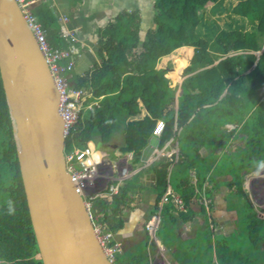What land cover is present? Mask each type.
Here are the masks:
<instances>
[{
  "label": "trees",
  "instance_id": "1",
  "mask_svg": "<svg viewBox=\"0 0 264 264\" xmlns=\"http://www.w3.org/2000/svg\"><path fill=\"white\" fill-rule=\"evenodd\" d=\"M224 1L155 0L153 25L144 33L138 10L117 15L103 29L104 39H100L97 50L100 62L84 76L74 73L72 76L73 69L68 72L73 85L91 93L85 102L93 104L81 111L75 132L65 138V151L69 153L74 147L84 146L96 151L95 144H86L87 141L101 145L127 117L139 112L141 102L147 114L140 120L126 122L120 150L131 151L132 162L136 163L161 118L164 122L159 148L169 139H172L170 148L175 143L178 145L175 162L172 154L170 158L160 157L151 165L156 174L152 188L156 200L168 181L189 210L192 198L201 197L195 193L194 185L201 191L205 181L214 184L215 176L230 172L232 180L227 185L237 184V195L245 199L242 201L245 213H252L247 194L236 176L239 168L247 165L243 170L249 171L264 160V0ZM208 2L211 6L207 7ZM31 10L36 21L47 30L51 46L68 48L47 4L43 2ZM222 12H227L228 17L219 25L213 16ZM54 39L62 43L56 44ZM262 49L259 55L255 54ZM166 57L172 69L168 76L174 79L188 59L178 96L177 86H170L165 76L167 70L156 68L159 60ZM62 60L61 63L68 61ZM234 139L236 146L229 153L216 152ZM191 170L196 176L194 185L190 183ZM135 181L117 190L111 202L95 197L94 208L102 212L96 221L104 228L117 232L123 226V212L133 199L127 192L141 189ZM205 191L210 197V191ZM0 192L4 194L0 202V264H43L30 222L1 77ZM96 211H91L93 216ZM202 211L206 215L203 205ZM238 211L240 219L241 211ZM160 216L156 235L169 247L168 238L174 237L171 227L177 221L176 216L184 217L185 212L176 214L173 203L168 202L163 204ZM260 221L254 212L243 223L240 220L237 223L236 233L247 234L248 247L232 244L236 233L231 238L216 235L214 264H264V227ZM162 230H166L164 236ZM151 246L154 247L153 242ZM132 256L127 261L117 253L113 264L116 259V264L146 262ZM195 260L205 264L199 257Z\"/></svg>",
  "mask_w": 264,
  "mask_h": 264
},
{
  "label": "water",
  "instance_id": "2",
  "mask_svg": "<svg viewBox=\"0 0 264 264\" xmlns=\"http://www.w3.org/2000/svg\"><path fill=\"white\" fill-rule=\"evenodd\" d=\"M0 76L27 208L43 264H110L65 170L58 93L14 0H0ZM153 136L140 159L157 152Z\"/></svg>",
  "mask_w": 264,
  "mask_h": 264
},
{
  "label": "crops",
  "instance_id": "3",
  "mask_svg": "<svg viewBox=\"0 0 264 264\" xmlns=\"http://www.w3.org/2000/svg\"><path fill=\"white\" fill-rule=\"evenodd\" d=\"M28 1L31 2L30 8L32 7L35 8L37 5L43 2L46 3L48 8L51 10L53 17L57 19L56 21L57 27L60 28L62 26H66L68 31L71 34H73V38H74L73 41L75 43L76 48L78 49V52L74 54L75 66L73 68V72L71 73L72 76L73 73L74 76H84L86 73H89L93 69L95 63L100 62L99 57L97 55V50L100 39H104L102 37L103 29L107 28L109 24L113 23L117 15H120L125 12L138 10L140 12V17H141V21H140L141 29L146 30L151 28L153 25V14H154L153 6L155 0H149L150 7L148 6V4L145 5L147 3L146 0H28ZM149 10H151L152 13H147V15H145V13L148 12ZM64 17L66 18V22L63 20ZM50 34L51 36H53V33ZM53 41L56 44L62 43V42L58 43L57 39H54ZM167 57L163 59L161 58L157 63L156 68H163L167 70L165 76L170 80V86H172V84L173 86H177L175 95L178 96L180 94L179 86L184 76H182V79L179 80L178 82L176 81L172 83V80L168 76L169 75L168 73H170L169 71L170 68L166 66L167 64L166 62H164V60L167 59ZM181 57L184 58V55H181ZM187 63H188V59L186 61V64L183 66V68L187 65ZM183 68L181 69V74ZM71 74L69 81L71 83H74V80L71 78ZM139 107H140L139 112L134 116L127 117L125 119V123H121L118 129L112 131V133L108 136V138L105 141H103L101 145H97L96 141L94 140H89L86 143V144H95L96 152L100 154V156H104V159H106L107 162L112 163V161H114V163L112 164V170L109 171L108 175L112 176L114 180H116L113 182L119 183L117 190L122 188L127 182L134 179H136L135 182H137V184H139V186L141 187V189H136L134 192L131 191L127 192L133 199L130 203V207L123 212L124 214L123 226L117 232H113L110 230L111 232H113L114 240L120 244L121 250L118 253L121 254L122 257L127 261L131 260L130 259L131 255H133L132 257L134 259H145L146 262L142 261L141 264H161V263L163 264L164 261H166L167 263L170 262L171 264H197L198 262L197 260H195V258L198 257L199 253H197L196 251H193V255L185 254L184 255L185 258H183V261L174 258L172 253H174L176 248H178L179 243L191 245L193 239L191 237L194 234H196L198 238L202 240L204 237L198 235V233L202 231L204 232L208 231L210 235H212L209 237L210 239H212V245H211L212 250L216 235L220 234L221 236L231 238L232 236H234L236 231L237 232L239 231V227H237V223L239 220L238 217L239 211L235 212V210L233 211L225 210L228 209L227 202L229 200H231L232 209H234L237 206V203L234 201L235 199H228L229 197L227 196V194L229 193L232 194L237 193V184H232L231 187L227 185V183L232 180V175L230 172L215 176L216 183L214 184L205 181L209 183V186L211 187V190L210 188L208 189L210 190L211 199H212L211 209L215 211L216 214L215 218L213 216L212 217L215 222V225L219 227L222 230V232L219 231L218 229L216 231L219 233H217L216 231H215L216 233L214 231L211 232L207 221V217L205 213L202 211L203 203L202 205H200L198 201H196L195 197H193L189 203V210L185 207V205L182 202L184 206L183 212H185V216L184 217L176 216L177 221L175 225L171 227L173 229L172 232L174 237L171 238L170 236V238H168L169 247L165 246L163 241L156 235L158 229L155 231L154 236H151L145 228V223L152 214H156L159 211V209H161L163 203L164 205L168 202L173 203L176 214L178 212H181V210L178 208V205L174 202L173 198L171 200L166 197L167 193L170 191L169 189L172 190V187L171 185H169L168 181L166 188L160 195L159 199L156 200V197L154 196V193L152 191V188L154 187L155 184L156 174L154 171L151 170V165L153 164V161L155 159H153L152 161L149 160L148 162H144L141 161V159L139 158V160L136 163H133L132 152L131 151L122 152L120 150L124 143L125 128L127 127L126 122H131L132 120H140L147 114L144 105L141 102H139ZM228 126L230 125H226V127ZM151 137H153V134L149 136L147 142L142 147L141 152L143 148L148 144ZM157 138L159 140V137ZM169 140L161 148H159V141H158V148L160 152V154H158L157 156L158 158L161 157V155L163 154L168 156L169 155L168 153L172 151L173 148H170V144L168 143ZM220 150L221 152L218 151L216 152L222 154V153H229L231 151L230 147H228L227 151H222L223 149ZM201 152L203 153L204 151L202 150ZM176 159L177 158L173 159V162H175ZM121 164H126L129 166V168L131 166L130 170L132 169L133 173L129 178H125V177L120 178L121 177L120 174L123 172ZM246 166L244 168L243 167L239 168L236 179L240 183L241 188L246 192L247 199L250 205L252 206L254 205L255 200L251 195V192L249 191L250 188L248 185L254 187V184L257 182L256 179L260 178L258 177L259 175L257 174V171H259V169L264 166V160L261 163V165L255 166L253 169H250L249 171L243 170L246 168ZM130 170L125 169L124 171L128 173ZM167 170L169 173L171 167L169 166ZM114 171L116 172L115 177L113 176ZM191 182H194L193 178L191 179ZM256 189L257 187H254V191ZM205 190L201 194L202 195L204 194V197L205 196L208 197ZM107 193L108 194L99 195L98 197H101V199L111 202L113 195L116 193L115 192L113 193L107 192ZM252 193L255 194L256 196H259L257 191ZM244 200L245 199L243 198V201ZM155 201L157 203L156 209H155ZM91 203H92L91 211L93 210L95 212L96 211V209L94 208L95 203L93 204V201ZM220 207H223L225 213H230V214H226L223 218H219V216L216 213V210ZM101 214L102 212L96 211L95 218L97 219V216L100 217ZM231 214H234V217L229 219V215ZM144 241H146L145 247L143 246L145 248V252H143L140 249L141 246H139V244ZM150 242L154 243V247L150 245ZM172 242L173 245L171 246L170 243ZM135 247H140V248L132 250ZM133 251L135 252L132 253ZM215 260L216 258L214 259L213 263H216ZM205 264H211V259L209 258V261L206 262Z\"/></svg>",
  "mask_w": 264,
  "mask_h": 264
},
{
  "label": "rangeland",
  "instance_id": "4",
  "mask_svg": "<svg viewBox=\"0 0 264 264\" xmlns=\"http://www.w3.org/2000/svg\"><path fill=\"white\" fill-rule=\"evenodd\" d=\"M147 1V3L145 4V5H147L148 4V6L150 7V2H149V0H146ZM226 1H228V0H225L224 2H226ZM207 7L208 6H211V3L210 2H208L207 3V5H206ZM147 13H152V11L151 10H149L148 12H146L145 13V15H147ZM214 17V19L217 21V23L219 24V25H222V23L225 21V20H227V12H222V13H220V14H217V15H215V16H213ZM56 21H57V19H56ZM145 23V22H144ZM142 30V29H141ZM147 30V29H146ZM146 30H142V33H144V31H146ZM143 35V34H142ZM75 45V44H74ZM77 51H78V49H77ZM263 51V49L261 50V51H258V52H255V54H257V55H259L261 52ZM178 55H179V53H177ZM181 55V54H180ZM164 62H166V64H167V59H165L164 60ZM166 66H168V64L166 65ZM169 67V66H168ZM170 68V67H169ZM170 73H168L169 75L171 74V71H172V69L170 68ZM169 78L172 80V83L173 82H178L179 80H181L182 79V74H181V72H179V75H178V78L177 79H174V78H172V75L171 76H169ZM173 85V84H172ZM262 90L264 91V86L262 87ZM179 92H180V90H179ZM163 122H164V120H162V124H163ZM162 126V125H161ZM230 128H232V126H228V129H230ZM156 133L157 134H160V128L158 129V127L156 128ZM2 141V140H1ZM7 142V146L9 145V142L8 141H6ZM236 143H237V140H231L230 141V143H229V145L227 146V147H225L222 151H227L228 150V147H230V150H233L234 148H235V146H236ZM174 148H175V146H174ZM98 150V149H97ZM218 152H221V150L220 149H218L217 150ZM96 152V151H95ZM98 162V171H99V174H100V177H101V179L99 180V184H97V182H96V187H95V190L97 189V187H99V188H103L104 187V191L101 193V194H99V195H103V194H108L107 193V191H108V188L106 189V187L107 186H109L110 184H112L113 183V181H116V180H114V178L112 177V176H109L108 175V173H109V171H111L112 170V164L114 163V161H112V163L111 162H107V161H97ZM111 164V165H110ZM116 165V164H115ZM121 167H122V173L120 174L121 176H123L126 172L124 171L125 169L127 170V169H129L130 170V168H131V166H130V168H129V166L128 165H126V164H121ZM170 167H172V165H170ZM263 168V167H262ZM262 168H260L259 169V171H257V174L259 175L258 177H260V178H257L256 179V183L254 184V187H257V189L255 190V191H257L258 192V194H259V196H256L255 194H253L252 192H255L254 191V187L252 186H250V185H248L249 186V191L251 192V195L253 196V198H254V200H255V203H254V205H252L251 207H252V209L253 210H251L252 211V213H253V215H254V212H255V216L256 217H258V218H260L261 219V224H263L262 226L264 227V169H262ZM192 172V173H191ZM11 173V172H10ZM133 173V170L131 169L128 173H127V176H125V178H129L130 176H131V174ZM169 174V173H168ZM168 174H167V177H168ZM115 175H116V172L114 171V173H113V176L115 177ZM256 175V174H255ZM190 179H194V182H190L191 184H195V182H196V176H195V172L193 171V170H191L190 171ZM133 179H134V177H133ZM168 179V178H167ZM130 180V179H129ZM248 180V179H247ZM191 181V180H190ZM247 183V182H246ZM168 184V183H167ZM99 185V186H98ZM170 185V184H169ZM167 186V185H166ZM209 189L210 188V190H211V187L209 186V183H207V182H205V184L203 183V186H202V190L201 191H199L197 188H196V186L194 185V191H195V193H199L200 195H201V197H196V199H197V201H198V203L201 205V203H203V206H204V208H205V211H206V217H207V221H208V224H209V228H210V230H211V232L212 231H216L217 229L219 230V231H221L222 232V230L219 228V227H217L216 225H215V222H214V220H213V217L215 218V211H213L212 209H211V205H212V199H211V196L209 197H204V194L202 195L201 193H203L204 192V190L205 189ZM170 191H173V194L175 195L176 193L174 192V190H173V188H172V190L171 189H169ZM209 190V191H210ZM261 192V193H260ZM89 194H87V197H85V199H86V201L88 202V201H93L94 203H95V201H96V198L95 197H97V196H99V195H96V194H94V193H90V192H88ZM4 196V194L2 193V192H0V202H1V200H2V197L1 196ZM89 195V196H88ZM94 196V197H93ZM202 196H203V198H202ZM227 196L229 197L228 199H235L234 201L237 203V206L234 208V209H232L231 208V200H229L228 202H227V204H228V209H225V210H227V211H233V210H235V212H237L238 210H240L241 211V213H240V221H241V223H243L245 220H246V218L248 217V216H250V215H252V213L251 212H249L248 211V213H245V210H244V205L242 204L243 202V199H241V198H239V196L237 195V193H229V194H227ZM167 198H169V199H171L172 200V197L170 196H166ZM260 197H262V198H260ZM253 200V199H252ZM223 201V200H222ZM224 209H223V207H220V208H218L217 210H216V213H217V215L219 216V218H223L226 214H230V213H225L224 211H225ZM213 216V217H212ZM234 217V214H231V215H229V219H231V218H233ZM238 220V221H239ZM234 224H235V222H234ZM158 226H160L159 224H158ZM157 226V227H158ZM159 228V227H158ZM165 231L166 230H162L161 232H162V235L164 236L165 235ZM217 232V231H216ZM215 232V233H216ZM217 233H219V232H217ZM166 235H168L169 236V234L166 232ZM198 235L199 236H201V237H204L202 240H200L199 238H198V236L196 235V234H194L191 238H193L192 239V243H191V245H184L183 246V244L182 243H180L179 244V246H178V248H176V250L174 251V253H172V255H173V257L174 258H176V259H180L181 261H183V258H185V254H190V255H193V251H196L197 253H199V255H198V257L199 258H201V260H202V262L203 263H206V262H208L209 261V258L211 259V264H214L213 263V261H214V259L216 258V256H215V248H214V245H213V250H212V248H211V245H212V239H210L209 237L210 236H212V235H210V233L208 232V231H202V232H200V233H198ZM219 235V234H218ZM197 236V237H196ZM169 238H170V236H169ZM145 241L144 242H141L140 244H139V246H141V248L140 247H135V248H133L132 250H135V249H141L143 252H145ZM210 244V245H209ZM232 244H238V245H240V246H246V247H248L249 245H250V242H249V238H248V236H247V234L246 233H239V234H237V236H236V238H235V240H233L232 241ZM150 245H151V242H150ZM170 245L172 246L173 245V242L172 243H170ZM144 246V247H143ZM262 247L264 248V243H262ZM135 251H133L132 253H134ZM211 253H212V255H211ZM119 254V253H118ZM116 255H117V253H116ZM119 256V255H118ZM116 262H117V259H116V261H115V264H116ZM198 262V261H197ZM215 262H217L216 260H215ZM199 263V262H198ZM162 264V263H161ZM163 264H171L170 262H166V261H164L163 262ZM200 264V263H199Z\"/></svg>",
  "mask_w": 264,
  "mask_h": 264
},
{
  "label": "bare ground",
  "instance_id": "5",
  "mask_svg": "<svg viewBox=\"0 0 264 264\" xmlns=\"http://www.w3.org/2000/svg\"><path fill=\"white\" fill-rule=\"evenodd\" d=\"M16 3H17V5H18V7H19V9H20V11H21V14H22V16H23V18H24V20H25V22H26V24H27V27L30 29V31H31V33H32V35H33V37H34V39H35V41H36V43H37V45H38V48H39V50L41 51V54H42V56H43V58L45 59V62H46V64H47V67H48V70H49V73H50V76H51V78H52V81H53V84H54V87H55V89H56V91H57V93H58V104H57V111H58V113H59V115H60V117H61V119H62V133L63 134H73L74 132H75V130H76V123H77V121H78V119L80 118V116H81V111L82 110H86V109H88V108H90L91 107V105L93 104L92 102H85V99L88 97V96H91V93L87 90V89H85V88H82V87H77V86H75V85H73V83H71L70 81H69V74H68V72L69 71H71L72 69H73V66H74V54H76L78 51H77V48H76V46L74 45V38H73V34H71L69 31H68V29L66 28V26H62V27H60L59 28V33H60V35H61V37H63V39L64 40H66L67 42H68V48H66V49H63V48H59V47H52L51 46V44L49 43V40H48V37H47V30L41 25V23H39L38 21H36V18H35V16H34V14L32 13V10H31V8H30V4H31V2L30 1H28V0H25V1H28L29 2V4H28V9H29V11H30V14L33 16V18H34V20H35V22L36 23H38L40 26H41V28L44 30V34H45V38H46V42H47V44H48V46L52 49V50H59V51H68L69 52V54L67 55V56H65V57H62V58H60L59 60H57V64L59 65V66H61V67H64V70H63V72H62V74H63V76L66 78V80H67V85H68V87L69 88H71V89H75V90H81V92H82V96H81V98L79 99V101H78V103H77V105L79 106V109H78V111H77V116H76V118H75V120H74V122L71 124V126L70 127H66L65 126V120H64V118L62 117V114H61V111L59 110V98H60V95H59V91H58V89H57V86H56V84H55V81H54V78H53V75H52V73H51V70H50V67H49V63H48V61H47V59H46V56L44 55V53H43V51H42V49L40 48V45H39V43H38V41H37V38L35 37V35H34V33H33V31H32V29L29 27V25H28V23H27V20L25 19V17H24V14H23V12H22V9H21V4L19 5L18 4V2L16 1V0H14ZM178 8V7H177ZM65 22H66V18L64 17V19H63ZM129 22V21H128ZM140 43V42H139ZM146 43V42H145ZM116 45V44H115ZM96 50V49H95ZM68 59V61L67 62H65V63H61V61H63L62 59ZM70 65V67H68ZM1 77V76H0ZM2 80V79H1ZM2 87H3V84H2ZM3 90H4V88H3ZM4 95H5V92H4ZM5 101H6V98H5ZM7 104V103H6ZM7 110H8V106H7ZM8 115H9V110H8ZM9 119H10V115H9ZM11 122V121H10ZM162 126H163V124H162ZM162 126H161V128L160 129H162ZM161 132V131H160ZM155 134H156V131H155ZM84 147H87V146H84ZM84 166H86V174L83 176V177H81V182H82V186L81 185H79L78 183H76L75 181H74V179H73V176L75 175V174H79V175H82L83 173H84V169H83V167ZM65 170H66V172L69 174V177H70V180H71V182H72V184H73V188H74V190L77 192V194H79L80 196H81V198L83 199V202H84V204H85V207H86V209H87V212H88V214H89V218H90V220H91V224H92V226H93V229H94V234H95V236H96V238H97V240H98V242H99V244H100V246H101V248H102V250H103V252H104V254H105V257L107 258V260L110 262V264H113L114 263V260H115V254L116 253H118V252H120V250H121V248H120V244L118 243V242H116L115 240H114V236H113V232H111L110 230H108V229H106V228H104V225L103 224H101V223H98L97 221H96V218H95V216H93V214H92V212H91V201H86V199H85V197H87V194H89L88 192H90V193H94V194H96V195H99V194H101L104 190V187L103 188H99V187H97V189L95 190V187H96V182H97V184H99L98 182H99V180L101 179V177H100V174H99V171H98V162L97 161H92V162H90V163H88V164H85V165H80V164H76V165H74V166H72V167H68L66 164H65ZM125 176H127V173L126 174H124L123 176H121L120 178H124ZM20 177H21V173H20ZM120 178H118V179H120ZM21 181H22V179H21ZM118 182H113L112 184H110L109 186H107L106 187V189L108 188V191L107 192H109V193H113V192H115L116 193V191H117V188H118ZM22 186H23V184H22ZM99 186V185H98ZM261 193V192H260ZM168 195H170L173 199H174V202L178 205V208L181 210V212H183L184 211V206H183V204H182V201H181V199H180V197L179 196H177L176 194L174 195L173 194V191H169L168 193H167V196ZM89 196V195H88ZM94 197V196H93ZM26 198V197H25ZM26 204H27V202H26ZM164 204V203H163ZM163 204H162V206H163ZM162 206H161V208H162ZM160 210L161 209H159V211L156 213V214H152L149 218H148V220H147V222L145 223V228H146V230L148 231V233L151 235V236H154V233H155V231L157 230V226H158V224H160V218H161V216H160ZM29 213V212H28ZM153 216H157L158 217V223L156 224V226L154 227V230L153 231H149L148 230V228H147V226H146V224L148 223V221L153 217ZM31 222V221H30ZM99 229V232L96 230V229ZM106 234H109V237H108V239H107V244L104 246L102 243H101V237L102 236H105ZM36 240V239H35ZM37 243V242H36ZM38 246V245H37ZM107 248H112V249H114L113 250V254H112V258L108 255V252H107Z\"/></svg>",
  "mask_w": 264,
  "mask_h": 264
},
{
  "label": "built area",
  "instance_id": "6",
  "mask_svg": "<svg viewBox=\"0 0 264 264\" xmlns=\"http://www.w3.org/2000/svg\"><path fill=\"white\" fill-rule=\"evenodd\" d=\"M18 4L21 6L22 12L24 14L25 19L27 20V23L29 27L32 29L35 37L37 38V41L40 45V48L42 49L44 55L46 56V59L49 63V67L51 70V73L53 75L55 84L57 86V89L59 91V110L61 111L62 117L65 120V126L70 127L71 124L74 122L77 111L79 109V106L77 105L79 99L82 96L81 90H75L71 89L67 85V80L63 76L62 72L64 70V67H61L57 64V60H59L62 57H65L69 54L68 51H59V50H52L45 38L44 30L41 28V26L35 22L33 16L30 14V11L28 9V1L25 0H16ZM70 67V65L68 66ZM162 118L158 121V129L162 125ZM65 137L69 134H63ZM155 136H159L160 134H154ZM172 141V139L170 140ZM176 150L173 149V152ZM170 153V154H171ZM92 161H105L104 159H100V156L93 151L89 146L87 147H75V149L66 154L65 156V162L68 167H72L76 164L85 165ZM84 173L82 175L75 174L73 176V179L76 183L82 186L81 177H83L86 174V166L83 167ZM158 223V217L153 216L148 223L146 224L149 231H153L154 227ZM99 232V229H96ZM109 237V234H106L105 236H102L101 243L105 246L107 244V239ZM108 252V255L112 258L113 250L112 248L106 249Z\"/></svg>",
  "mask_w": 264,
  "mask_h": 264
},
{
  "label": "clouds",
  "instance_id": "7",
  "mask_svg": "<svg viewBox=\"0 0 264 264\" xmlns=\"http://www.w3.org/2000/svg\"><path fill=\"white\" fill-rule=\"evenodd\" d=\"M163 119V118H162ZM161 135V134H160ZM160 135L159 136H155L154 134H153V136H155V137H160ZM64 136V135H63ZM66 137H68V136H66ZM65 136H64V153H65V156H66V154H68L66 151H65V138H66ZM171 140V139H170ZM169 140V144L171 145V141ZM166 143V142H165ZM164 143V144H165ZM174 146H175V148H174ZM81 148V147H80ZM171 148H173L174 150H176L175 152H173V153H171L172 151H173V149H172V151H170L168 154V156H166V155H161V157L162 156H166V157H168V158H170L171 156H172V154H174L175 155V158H177V154H178V148H177V143H175V145H173ZM75 149V147L73 148V150ZM70 153V152H69ZM97 153V152H96ZM171 153V154H170ZM98 154V153H97ZM158 154H160V152H159V148H158V146H157V152H155L154 154H153V156L150 158V161H152L153 159H157L158 157ZM99 156H100V154H98ZM106 156V155H105ZM160 158V157H159ZM158 158V159H159ZM174 158V159H175ZM100 159H104V156H100ZM105 161H106V159H104ZM154 160V161H155ZM262 168V167H261ZM262 169H264V166H263V168Z\"/></svg>",
  "mask_w": 264,
  "mask_h": 264
}]
</instances>
